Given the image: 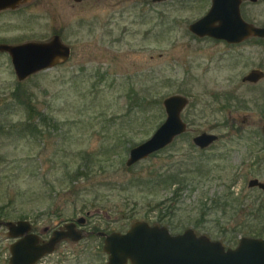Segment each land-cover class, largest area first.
<instances>
[{
	"label": "rangeland",
	"instance_id": "1",
	"mask_svg": "<svg viewBox=\"0 0 264 264\" xmlns=\"http://www.w3.org/2000/svg\"><path fill=\"white\" fill-rule=\"evenodd\" d=\"M243 1L244 20L264 27V0ZM211 5L48 0L31 23L29 12L0 16L1 43L58 34L72 50L64 64L21 82L0 53L1 222L30 221L41 242L80 216L93 226V235L59 243L38 264H107L96 232H126L136 221L172 234L226 236L233 240L223 242L227 248L264 235V191L249 187L264 183V79L243 83L251 70L264 72V40L230 45L196 37L189 26ZM15 92L50 124L30 120ZM173 95L189 99L187 133L128 167L130 150L165 122L163 102ZM202 133L220 140L200 150L193 138ZM177 178L188 181L170 185ZM14 241L0 226V264H10Z\"/></svg>",
	"mask_w": 264,
	"mask_h": 264
},
{
	"label": "water",
	"instance_id": "2",
	"mask_svg": "<svg viewBox=\"0 0 264 264\" xmlns=\"http://www.w3.org/2000/svg\"><path fill=\"white\" fill-rule=\"evenodd\" d=\"M12 0H0V9ZM83 2L84 0H75ZM166 0H153L163 2ZM257 3L263 0H249ZM243 0H212L208 13L189 26V30L200 38L210 37L230 44L241 43L249 37L264 38V27H257L244 20L241 7ZM0 52H7L18 81L31 75L67 62L72 54L71 47L59 35L48 42H31L22 45H0ZM264 79L261 70L251 71L244 82L257 83ZM189 99L182 95L166 98L163 106L165 122L146 142L130 150L128 167L147 159L151 155L170 146L176 138L187 133L188 125L182 118ZM264 132V126H263ZM218 136L202 133L193 139L199 149H207ZM250 188L264 191V183L251 180ZM90 215V213H88ZM86 217L68 223L64 229L55 230L48 241L41 242L32 232V224L27 220L1 222L11 239L10 264H38L41 259L55 252L57 245L67 239L79 242L83 239L77 224L84 225ZM48 228L43 230L47 232ZM103 235V234H102ZM104 251L108 255L107 264H264V238L243 237L235 248H227L221 241L211 240L206 235H198L193 229L173 235L167 227L150 225L136 221L126 233L113 232L104 235Z\"/></svg>",
	"mask_w": 264,
	"mask_h": 264
},
{
	"label": "flooded vegetation",
	"instance_id": "3",
	"mask_svg": "<svg viewBox=\"0 0 264 264\" xmlns=\"http://www.w3.org/2000/svg\"><path fill=\"white\" fill-rule=\"evenodd\" d=\"M75 1V0H74ZM76 2V1H75ZM76 3H79V2H76ZM81 3V2H80ZM48 5V0H12L10 3H9V5L8 6H6V7H4V8H2V9H0V16L1 15H15V16H25V13H27V12H29V15H28V17H27V20H29V22L31 23V22H33V20H36L37 19V16H38V14L42 11V9L41 8H43V6L44 5ZM34 9H39L40 10V12L38 13V12H36V15L33 13V10ZM32 14H34L33 16H32ZM58 35V34H57ZM54 36H56V35H54ZM53 36V37H54ZM196 36V35H195ZM196 37H198V36H196ZM200 38V37H199ZM204 38H209V39H213V38H210V37H204ZM250 38H254V39H256V40H264V38H259V37H249V38H247L246 40H248V39H250ZM47 39H48V37L46 36V37H41V38H39V37H34V38H32V39H29L27 42H25V43H31V42H48L47 41ZM213 40H217V39H213ZM246 40H244L243 42H245ZM220 41H224V40H220ZM226 42V41H225ZM243 42H241V43H243ZM23 41H20V42H17V41H14V42H12V43H7V42H3V43H1L0 42V45L1 44H7V45H22V44H25ZM226 43H228V42H226ZM241 43H237V44H230V43H228V44H230V45H238V44H241ZM0 53H2V54H6V55H9L10 56V54H8L7 52H0ZM10 58H11V56H10ZM11 60H12V58H11ZM254 70H259V69H254ZM251 71H253V70H251ZM262 71V70H261ZM246 77V76H245ZM243 83H245L244 81H243ZM249 84V83H248ZM188 125V124H187ZM262 132H263V127H262ZM263 134H264V132H263ZM198 135H200V134H198ZM198 135H196V136H198ZM196 136H194V138L196 137ZM193 138V139H194ZM220 140V138H219V136H218V140L217 141H215L211 146H213L214 144H216L218 141ZM210 146V147H211ZM210 147H208L207 149H209ZM207 149H204V150H207ZM201 150V149H200ZM91 216V214L88 216V217H90ZM80 217H85V216H80ZM79 217V218H80ZM78 219V218H77ZM77 219H73V220H71V221H68V222H66L65 224H63V227H61V226H59V228H57V229H54L53 230V232L55 231V230H61V229H64V227H65V225L66 224H68V223H72V222H76V220ZM86 222H85V224L84 225H80V224H77V230H79V231H81L82 232V234H83V239L81 240V241H83L86 237H88V236H90V235H93V226L90 228V230H88V228H87V225H88V223H89V219L86 217ZM33 226V225H32ZM53 232H52V234H53ZM100 232V233H99ZM95 233V232H94ZM96 233H99V236L100 237H103V239L105 240V236L104 235H108V234H106V233H101V231H98V232H96ZM95 233V234H96ZM121 233H125V232H121ZM52 234H51V236H52ZM103 234V235H102ZM51 238V237H50ZM67 240H71V239H67ZM67 240H65V241H67ZM72 241V240H71ZM81 241H79V242H81ZM74 242V241H73ZM103 249H104V247H103ZM52 255V254H51ZM127 264H132L131 263V261H128V263Z\"/></svg>",
	"mask_w": 264,
	"mask_h": 264
},
{
	"label": "trees",
	"instance_id": "4",
	"mask_svg": "<svg viewBox=\"0 0 264 264\" xmlns=\"http://www.w3.org/2000/svg\"><path fill=\"white\" fill-rule=\"evenodd\" d=\"M17 90H19V89H17ZM16 90V91H17ZM15 96H16V100H17V102L19 103V105H22L23 107H24V109L27 111V115L29 116V119L30 120H39V123L41 124V125H43V126H48L49 124H50V120L45 116V115H42V116H39V114H37V115H35V111L32 109V107H30V105H29V103L27 104L26 102H24L23 100H21V98L19 97V95H18V92H15ZM38 117V118H37ZM30 132H36V133H40L39 132V130H38V128H37V126L36 127H32V126H28V128H27ZM184 173L185 172H181L180 174H179V176H182V175H184ZM195 173H196V171H195ZM187 174V173H186ZM191 172H188V176H191ZM157 176H159V175H157ZM173 181V180H172ZM188 181V179H182V180H178V178H177V180H175V181H173V182H171L170 183V185L171 184H174L175 182H176V184H178V186H180L181 187V185L183 186L184 185V183L185 182H187ZM188 184V183H187ZM186 184V185H187ZM181 190V188H178L177 189V191H180ZM176 191V190H175ZM176 194V193H175ZM212 204H213V206H212V208L213 209H216L217 208V206H218V204L216 203V201L214 202L213 200H212ZM230 205H232V207L235 205V204H227V206H229L230 207ZM239 206H236L235 207V209L236 208H238ZM227 207H224V210L226 209ZM234 209V210H235ZM261 210V209H260ZM259 210H257V212H258ZM258 214V213H257ZM255 237H262V236H264V235H254ZM224 237H226V236H222L221 237V240L223 241V242H227L230 246H232V242H233V240H231V239H226V238H224ZM237 237V236H236Z\"/></svg>",
	"mask_w": 264,
	"mask_h": 264
}]
</instances>
